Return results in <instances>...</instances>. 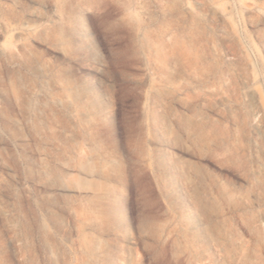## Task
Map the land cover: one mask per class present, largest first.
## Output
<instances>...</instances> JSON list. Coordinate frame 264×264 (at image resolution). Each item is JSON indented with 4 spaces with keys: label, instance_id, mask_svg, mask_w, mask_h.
<instances>
[{
    "label": "rangeland",
    "instance_id": "1",
    "mask_svg": "<svg viewBox=\"0 0 264 264\" xmlns=\"http://www.w3.org/2000/svg\"><path fill=\"white\" fill-rule=\"evenodd\" d=\"M0 264H264V0H0Z\"/></svg>",
    "mask_w": 264,
    "mask_h": 264
},
{
    "label": "bare ground",
    "instance_id": "2",
    "mask_svg": "<svg viewBox=\"0 0 264 264\" xmlns=\"http://www.w3.org/2000/svg\"><path fill=\"white\" fill-rule=\"evenodd\" d=\"M79 92L82 93L81 90H79L78 93H79ZM93 168H94V165H93L92 163H90V162H87V163L84 164V169H85L87 172H89V173L93 172ZM82 184H83L84 186H88V187H95V183H92V182H90V181H88V180L83 181Z\"/></svg>",
    "mask_w": 264,
    "mask_h": 264
}]
</instances>
